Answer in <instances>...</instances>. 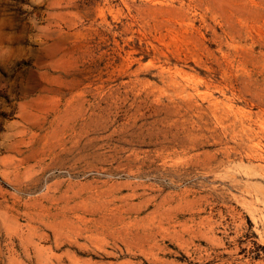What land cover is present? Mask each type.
<instances>
[{
    "label": "rangeland",
    "instance_id": "374dc122",
    "mask_svg": "<svg viewBox=\"0 0 264 264\" xmlns=\"http://www.w3.org/2000/svg\"><path fill=\"white\" fill-rule=\"evenodd\" d=\"M0 264H264V0H0Z\"/></svg>",
    "mask_w": 264,
    "mask_h": 264
}]
</instances>
